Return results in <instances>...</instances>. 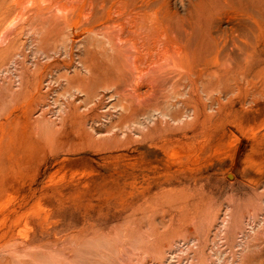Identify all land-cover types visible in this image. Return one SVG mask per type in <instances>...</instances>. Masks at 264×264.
Instances as JSON below:
<instances>
[{
  "label": "rangeland",
  "instance_id": "1",
  "mask_svg": "<svg viewBox=\"0 0 264 264\" xmlns=\"http://www.w3.org/2000/svg\"><path fill=\"white\" fill-rule=\"evenodd\" d=\"M246 2L259 10L247 33L235 2L25 0L19 19L0 13V264H264V0ZM195 7L210 23L178 36L176 20L195 31ZM119 28L180 54L163 56L162 103L138 123L120 120L139 106ZM69 105L78 137L60 118Z\"/></svg>",
  "mask_w": 264,
  "mask_h": 264
},
{
  "label": "bare ground",
  "instance_id": "2",
  "mask_svg": "<svg viewBox=\"0 0 264 264\" xmlns=\"http://www.w3.org/2000/svg\"><path fill=\"white\" fill-rule=\"evenodd\" d=\"M4 1V0H3ZM202 1V0H201ZM15 3L14 6L4 5L0 1V13L6 15H10L17 12L14 19H19L22 15L21 8L24 5L25 0H13ZM232 2H235L238 10L245 12L243 15L244 18L239 20L237 25L242 27L244 31L252 32L254 26L252 22L249 20L250 16L259 15V10L251 7L247 4L246 0H206V8H212L215 6H219L220 8L224 7H232ZM238 2V3H236ZM204 3V1H203ZM203 3L201 4V8H203ZM35 6V5H32ZM195 10H199V8L195 7L191 13V17L188 22L191 23L193 26L194 32H188L186 29L182 30V23L178 20L174 22L175 30L177 31V35H183L186 33L189 39H195L199 36L200 27H204L208 23H210L211 18L208 15H202L200 12H195ZM194 13V14H193ZM124 21L119 24V26L124 25ZM197 33V34H196ZM116 35L119 41H124L128 44L130 48V54L127 56H131V66L128 68L125 73L132 75L133 83H132V90L134 94V99L137 101L135 103L138 104L139 107L134 108L130 111L129 114L124 115L121 113L120 120L122 122H130V123H138L137 117L144 112H151L150 109L153 111L155 110L156 105H160L162 102L159 93L162 90L164 85L169 80L168 74H163L162 71L164 67L167 65V60L163 58V56H180L179 51L176 47L173 46L172 43L168 42L167 40L160 39L159 34L154 36L153 34H146L142 36V40L138 38L136 31H129L128 33L125 31L124 28H119L118 33ZM145 37L146 40L143 38ZM117 45L114 44V48L116 49ZM89 56H94L92 53ZM104 56H120L118 51L116 50L114 55H104ZM174 62V61H173ZM175 63V62H174ZM142 79H146L143 81ZM194 83V82H192ZM145 87V91L148 94H141V89ZM86 91L81 90L80 93L86 95V98L91 97V91L89 87L85 86ZM158 95V96H157ZM148 96V97H145ZM90 101L86 102V107ZM141 104L148 105L151 104L152 106L144 111L141 112ZM68 106V105H67ZM123 106V105H122ZM128 109V107H125ZM124 110V109H123ZM60 118L63 120L69 121L73 120L71 125L74 124L72 128V134H75L78 137L77 128L83 122L81 120V114L77 113L75 106L69 105L68 110L66 107L59 109ZM156 112L160 114L161 117H171L172 112L169 113V110H162L157 108ZM86 114V113H85ZM121 122V123H122ZM114 128H118L117 125L113 126ZM93 129V128H92ZM122 128H120L121 130ZM110 130H108L109 132Z\"/></svg>",
  "mask_w": 264,
  "mask_h": 264
}]
</instances>
